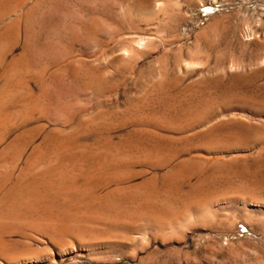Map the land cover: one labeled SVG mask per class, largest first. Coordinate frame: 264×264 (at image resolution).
Masks as SVG:
<instances>
[{"label": "rangeland", "instance_id": "374dc122", "mask_svg": "<svg viewBox=\"0 0 264 264\" xmlns=\"http://www.w3.org/2000/svg\"><path fill=\"white\" fill-rule=\"evenodd\" d=\"M0 264H264V0H0Z\"/></svg>", "mask_w": 264, "mask_h": 264}, {"label": "bare ground", "instance_id": "6f19581e", "mask_svg": "<svg viewBox=\"0 0 264 264\" xmlns=\"http://www.w3.org/2000/svg\"><path fill=\"white\" fill-rule=\"evenodd\" d=\"M56 233V232H55ZM7 244V243H6ZM4 249V248H3Z\"/></svg>", "mask_w": 264, "mask_h": 264}]
</instances>
